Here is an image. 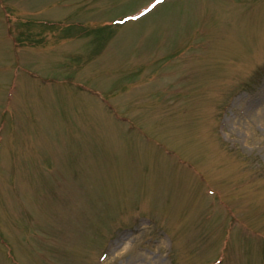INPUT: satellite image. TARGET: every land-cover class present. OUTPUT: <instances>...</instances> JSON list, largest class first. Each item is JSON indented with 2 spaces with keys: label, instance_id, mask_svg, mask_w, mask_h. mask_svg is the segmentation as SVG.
<instances>
[{
  "label": "rangeland",
  "instance_id": "obj_1",
  "mask_svg": "<svg viewBox=\"0 0 264 264\" xmlns=\"http://www.w3.org/2000/svg\"><path fill=\"white\" fill-rule=\"evenodd\" d=\"M0 264H264V0H0Z\"/></svg>",
  "mask_w": 264,
  "mask_h": 264
}]
</instances>
